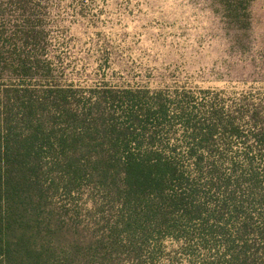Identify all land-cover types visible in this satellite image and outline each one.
Listing matches in <instances>:
<instances>
[{
	"label": "trees",
	"instance_id": "obj_1",
	"mask_svg": "<svg viewBox=\"0 0 264 264\" xmlns=\"http://www.w3.org/2000/svg\"><path fill=\"white\" fill-rule=\"evenodd\" d=\"M63 7L0 0V264H264V94L83 85Z\"/></svg>",
	"mask_w": 264,
	"mask_h": 264
},
{
	"label": "rangeland",
	"instance_id": "obj_2",
	"mask_svg": "<svg viewBox=\"0 0 264 264\" xmlns=\"http://www.w3.org/2000/svg\"><path fill=\"white\" fill-rule=\"evenodd\" d=\"M84 1L85 11H55L81 84L106 60L118 83L264 94V0L251 3L246 32L228 27L210 0Z\"/></svg>",
	"mask_w": 264,
	"mask_h": 264
}]
</instances>
